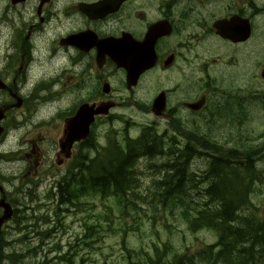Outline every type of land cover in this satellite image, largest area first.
Instances as JSON below:
<instances>
[{
  "label": "flooded vegetation",
  "instance_id": "flooded-vegetation-1",
  "mask_svg": "<svg viewBox=\"0 0 264 264\" xmlns=\"http://www.w3.org/2000/svg\"><path fill=\"white\" fill-rule=\"evenodd\" d=\"M104 1L0 0V264H62L64 228L48 187L81 152L134 142L145 123L156 136L185 130L173 147L191 152L192 133L217 123L224 143L257 114V0H124L115 10ZM234 16L249 21L246 41L216 34L214 24ZM84 105L113 107L70 143Z\"/></svg>",
  "mask_w": 264,
  "mask_h": 264
},
{
  "label": "trees",
  "instance_id": "trees-1",
  "mask_svg": "<svg viewBox=\"0 0 264 264\" xmlns=\"http://www.w3.org/2000/svg\"><path fill=\"white\" fill-rule=\"evenodd\" d=\"M189 138H193L187 140L191 142L190 148H194L191 152L187 151L188 146L186 149L173 147L175 137L155 136L147 129L137 141L113 140L107 148L97 151L94 160L85 164L80 159L78 166L70 168L52 194L56 208L70 206L84 212V207L92 201L95 206H101L95 220L83 221L82 250L94 249L105 236L113 235L121 240L127 264H264V207L259 204L264 175L254 167L247 150L224 151L208 138H198V135ZM196 144H202L206 148L203 150L210 148L209 154H204L206 167L200 171L193 165L191 170L186 159L190 155L194 162L202 155ZM160 155L165 156V162L150 168L158 174L167 172L150 184L154 186L148 195L154 204L153 213L147 217L150 226L158 220V208L179 218L192 233L197 230L214 233L217 237L214 244L193 252L186 250L183 254L175 252L169 242L161 246L152 244V252L127 247L126 236L138 232L144 222L135 209L139 201L127 197L137 183L136 159L147 156L151 161ZM175 156H181L182 160L178 161ZM192 182L194 186L202 184L203 190L199 193L202 199L183 198L191 193ZM137 185L140 187V183ZM149 186L144 193H148ZM138 200L143 202L141 198Z\"/></svg>",
  "mask_w": 264,
  "mask_h": 264
},
{
  "label": "rangeland",
  "instance_id": "rangeland-1",
  "mask_svg": "<svg viewBox=\"0 0 264 264\" xmlns=\"http://www.w3.org/2000/svg\"><path fill=\"white\" fill-rule=\"evenodd\" d=\"M257 5L263 6L264 0H257ZM263 30H264V16H260L257 18V33H260L259 34L261 37L260 40H263L264 38V33L262 32ZM260 43H262L261 44L262 47L264 45V42L261 41ZM262 51H263L262 48L260 49V46H257L256 54L258 58V63L261 61L260 59L262 56ZM258 75L260 76V72ZM129 118L130 117H128L127 119ZM212 127L213 129L204 132V134H202L201 137L210 139L213 136L212 134H215L216 137L218 138L220 135L224 133L225 126L221 127L219 126V124L214 123ZM97 139L99 140L101 139V137H97ZM237 139L239 138H236V140ZM207 149L209 150L210 148L207 147ZM208 150L199 152L200 154H202L200 155L201 157L196 159L195 162L193 163V166L195 167L196 170L200 171L206 167V161H205L206 158L204 156V153L206 152L207 154H209ZM246 150L248 151V157L255 161L256 153L252 151L253 147H247ZM161 163L162 160L158 159L157 161L154 162V165L158 167L161 165ZM140 167L143 173V175L140 177L141 182L146 181L147 179L149 180V177L151 176L150 172L147 169L144 170L145 168L144 164H141ZM164 172H167V170L161 171V174ZM155 178H159V176L157 175ZM51 181L52 180H50L49 183ZM144 184L145 182L141 183L142 186H144ZM149 184L150 183H148L147 185ZM190 184H192L191 193L185 194V197L183 198L193 196L194 198L202 199L201 194H199L203 190L202 184L197 183L195 186L193 185V182ZM147 185H145L144 188H146ZM147 190L148 193L143 192V197L141 196L139 197V195L136 196L133 195V197L136 199L141 198L144 201V203L147 205L145 208H135L137 214L145 215L146 212L151 211L152 206H154L153 203H150V201H152L151 198L148 197L149 193L151 192V185ZM262 190H264V188ZM92 203L93 201L91 202V206L84 207L86 209V211L84 212H81V208L79 209V212H75L74 209H71L70 212L68 213L63 212L60 215L61 223L64 228V233H63L64 235L62 234L63 235L62 238L65 241V248H63V251L67 249L66 243H71V245L75 244L73 242H75L76 237L81 233V226L83 221L87 220L89 223H91L90 222L91 220L93 219L95 220L94 216H96L99 213V211L101 210V206H99V204H96L97 206H92L93 205ZM259 204L261 207H264V193H262V195H260L259 197ZM153 210H155V208H153ZM156 211L161 212L162 210L156 208ZM151 213L153 212L151 211ZM157 222L158 224L152 227L151 229L148 226H143L141 227L139 233L130 236L127 240L129 248L135 251H138L140 249L151 251L150 246L152 243L155 242L162 244L169 242L170 246L174 249V251L184 252L186 249L193 251L196 248H201L202 245H206V244L209 245L216 242V237L212 232L197 230L196 233H192L188 231L184 225H181V221L177 217L172 219L169 215H167L166 218L165 217L161 219L159 218ZM168 228L171 229L167 230ZM121 250L122 248H120L119 238L114 237L113 235H108L105 236L102 240H100L99 243L95 244L94 249L92 251L81 250L80 255L81 254L86 255L85 258L91 259L92 264L94 263L95 264H126L125 262L122 261L123 252Z\"/></svg>",
  "mask_w": 264,
  "mask_h": 264
},
{
  "label": "water",
  "instance_id": "water-1",
  "mask_svg": "<svg viewBox=\"0 0 264 264\" xmlns=\"http://www.w3.org/2000/svg\"><path fill=\"white\" fill-rule=\"evenodd\" d=\"M240 25V28H239ZM215 27L218 29V34L220 36H222L225 39H230L233 42H237L238 40L243 41L247 38L248 36V26H247V22L243 21V20H239V18L234 17L233 19H231L228 22H220L218 24L215 25ZM241 35V37H239ZM131 54V53H130ZM128 54V56L130 55ZM146 60H148L146 57H144ZM132 73H134V70L131 71ZM137 76V71L129 76V79L135 80ZM154 105L156 106L157 110L161 109V106L163 105V102L159 101L158 99L155 101ZM99 112V111H97ZM94 113L89 114L88 111H86L85 108H82L80 110V118L82 120V127L84 128V131L87 132V127L89 122L92 120V116ZM78 117V116H77ZM90 118V120H89ZM83 122L85 123V125H83ZM77 134L73 133L70 135V138H72V140L74 138H76L77 140L80 138L79 136L76 137ZM6 210H8V208L6 207ZM10 213H8L5 218H9Z\"/></svg>",
  "mask_w": 264,
  "mask_h": 264
},
{
  "label": "bare ground",
  "instance_id": "bare-ground-1",
  "mask_svg": "<svg viewBox=\"0 0 264 264\" xmlns=\"http://www.w3.org/2000/svg\"><path fill=\"white\" fill-rule=\"evenodd\" d=\"M192 149H194V148H192ZM196 151H197V150H196ZM204 154H207V153L205 152ZM211 155L216 156L215 154H211ZM181 156L183 157V155H181ZM204 156H205V155H204ZM204 156H202V157H204ZM200 157H201V156L196 157L195 160L198 159V158H200ZM205 158H206V156H205ZM139 160L141 161V162H140L141 164H144V167H145L144 170H145L147 167L155 166V165H154V162H155V161H149V159H148L147 156H144L143 159H140V158H139ZM205 160H206V159H205ZM189 162H190L189 164H191L190 169L192 170V165H193V163H194L195 161L192 162V158H191V161H189ZM155 179H156V178H155ZM155 179H153V180H155ZM153 180H152V181H153ZM152 181L150 182V184L152 183ZM150 184H149V185H150ZM149 185H147V186H149ZM145 189H146V188H145ZM54 218H55V217H53L52 220H53ZM20 263H21V262H20ZM21 264H24V263H21Z\"/></svg>",
  "mask_w": 264,
  "mask_h": 264
}]
</instances>
